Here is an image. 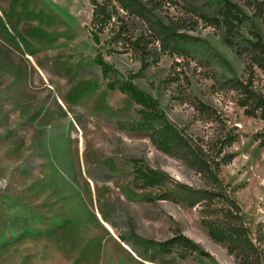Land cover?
<instances>
[{
	"label": "rangeland",
	"instance_id": "374dc122",
	"mask_svg": "<svg viewBox=\"0 0 264 264\" xmlns=\"http://www.w3.org/2000/svg\"><path fill=\"white\" fill-rule=\"evenodd\" d=\"M90 1L0 0V264H238L208 236L199 208L160 201L159 190L138 187L136 170L146 168L194 188L205 183L146 133L124 129L138 120L139 107L106 87L97 50L116 68L113 80L134 76L187 137L213 144L221 132L196 113L191 98L221 114L237 139L220 177L264 249V148L255 140L264 121L246 117L233 93L219 90L223 80L244 75L248 60L240 48L253 32L264 35V0H229L246 16L231 36L235 47L224 28L199 17L216 14L207 0L158 9L192 39L181 56L151 45L147 67L112 44L110 29L94 45ZM128 22L133 35L145 31L143 23ZM178 234L209 256L159 250Z\"/></svg>",
	"mask_w": 264,
	"mask_h": 264
},
{
	"label": "trees",
	"instance_id": "16d2710c",
	"mask_svg": "<svg viewBox=\"0 0 264 264\" xmlns=\"http://www.w3.org/2000/svg\"><path fill=\"white\" fill-rule=\"evenodd\" d=\"M217 7L216 14H199V17L212 27L224 28L226 43L235 47L232 37L242 25L246 16L239 7L229 0H207ZM177 0H91L92 14L89 33L96 47L101 45V35L108 29L112 33L111 42L116 46L127 47L136 55L143 67H147L151 45L158 44L163 54L185 53V44L191 36L181 33L177 22H165L156 11L166 5H177ZM137 20L145 25V31L139 36L131 33L128 20ZM241 49L248 63L242 77L223 80L220 91L233 93L234 103L243 110L246 117L264 121V92L259 86L258 74L264 77V35L258 31L251 34ZM94 63L99 67L106 87L110 91H119L132 100L138 107V120L124 129L144 132L151 144L160 152L177 157L191 167L204 181V188H194L172 179L160 170H136V179L140 188H154L160 191L158 200L181 203L191 208H199L201 225L208 236L218 244L225 245L228 253L238 264H264V249L261 236L252 239L251 231L243 221L242 210L220 177L221 168L229 165L235 155L227 152L235 143L237 134L226 131L225 120L212 106L191 98L190 104L200 117L220 127V136L213 144L204 140L192 139L177 129L167 118L159 102L134 83V76L124 80H113L117 70L104 59L97 50ZM255 140L264 148V132H257ZM180 248L185 254L200 253L209 256L199 245L184 235L159 244L164 253Z\"/></svg>",
	"mask_w": 264,
	"mask_h": 264
}]
</instances>
